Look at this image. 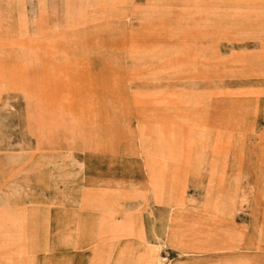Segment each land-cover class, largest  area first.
<instances>
[{"label":"rangeland","instance_id":"obj_1","mask_svg":"<svg viewBox=\"0 0 264 264\" xmlns=\"http://www.w3.org/2000/svg\"><path fill=\"white\" fill-rule=\"evenodd\" d=\"M158 262L264 264V0H0V264Z\"/></svg>","mask_w":264,"mask_h":264},{"label":"bare ground","instance_id":"obj_2","mask_svg":"<svg viewBox=\"0 0 264 264\" xmlns=\"http://www.w3.org/2000/svg\"><path fill=\"white\" fill-rule=\"evenodd\" d=\"M22 27V26H21ZM23 32V31H22ZM22 34V33H21ZM63 96V95H62ZM135 138V137H134ZM156 264H163L162 262H158V263H156Z\"/></svg>","mask_w":264,"mask_h":264}]
</instances>
